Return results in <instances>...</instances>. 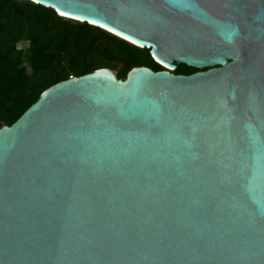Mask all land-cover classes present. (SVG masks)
<instances>
[{"label":"water","instance_id":"obj_1","mask_svg":"<svg viewBox=\"0 0 264 264\" xmlns=\"http://www.w3.org/2000/svg\"><path fill=\"white\" fill-rule=\"evenodd\" d=\"M33 1L164 69L71 76L0 125V264H264V0Z\"/></svg>","mask_w":264,"mask_h":264},{"label":"trees","instance_id":"obj_2","mask_svg":"<svg viewBox=\"0 0 264 264\" xmlns=\"http://www.w3.org/2000/svg\"><path fill=\"white\" fill-rule=\"evenodd\" d=\"M118 64L121 79L139 65L164 69L148 47L98 25L60 15L33 0H0L1 126L13 124L52 84L99 67L116 70ZM198 70L181 62L173 71Z\"/></svg>","mask_w":264,"mask_h":264},{"label":"rangeland","instance_id":"obj_3","mask_svg":"<svg viewBox=\"0 0 264 264\" xmlns=\"http://www.w3.org/2000/svg\"><path fill=\"white\" fill-rule=\"evenodd\" d=\"M26 43H20L19 44V46H24ZM121 68V65L120 64H118V65H116V70H115V72H117V70H119Z\"/></svg>","mask_w":264,"mask_h":264},{"label":"snow or ice","instance_id":"obj_4","mask_svg":"<svg viewBox=\"0 0 264 264\" xmlns=\"http://www.w3.org/2000/svg\"><path fill=\"white\" fill-rule=\"evenodd\" d=\"M65 14H67V13H65ZM93 23H97V21H93Z\"/></svg>","mask_w":264,"mask_h":264},{"label":"bare ground","instance_id":"obj_5","mask_svg":"<svg viewBox=\"0 0 264 264\" xmlns=\"http://www.w3.org/2000/svg\"><path fill=\"white\" fill-rule=\"evenodd\" d=\"M110 30V29H109ZM112 31V30H111ZM112 32H114V31H112ZM115 33V32H114ZM117 33V32H116ZM118 34V33H117ZM119 35H121V34H119Z\"/></svg>","mask_w":264,"mask_h":264},{"label":"clouds","instance_id":"obj_6","mask_svg":"<svg viewBox=\"0 0 264 264\" xmlns=\"http://www.w3.org/2000/svg\"><path fill=\"white\" fill-rule=\"evenodd\" d=\"M123 38V37H122Z\"/></svg>","mask_w":264,"mask_h":264}]
</instances>
